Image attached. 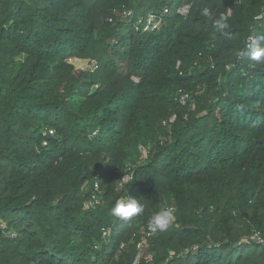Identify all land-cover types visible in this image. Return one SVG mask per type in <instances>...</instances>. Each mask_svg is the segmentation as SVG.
Here are the masks:
<instances>
[{
	"label": "trees",
	"instance_id": "16d2710c",
	"mask_svg": "<svg viewBox=\"0 0 264 264\" xmlns=\"http://www.w3.org/2000/svg\"><path fill=\"white\" fill-rule=\"evenodd\" d=\"M259 37L264 0H0V264H264ZM132 197L143 214L114 217ZM165 207L177 224L136 262Z\"/></svg>",
	"mask_w": 264,
	"mask_h": 264
},
{
	"label": "clouds",
	"instance_id": "9594fccd",
	"mask_svg": "<svg viewBox=\"0 0 264 264\" xmlns=\"http://www.w3.org/2000/svg\"><path fill=\"white\" fill-rule=\"evenodd\" d=\"M201 14L212 21V26L217 33L230 37L231 34L228 31L230 24L227 14L217 16L214 10L209 7H203ZM246 55L252 62L264 63V37L253 39L248 45ZM143 212L144 206L139 203L138 199L133 197L118 200L111 209L112 215L122 221H129L133 217L142 215ZM174 220L175 210L172 207H165L152 217L148 228L154 233L165 232L174 223Z\"/></svg>",
	"mask_w": 264,
	"mask_h": 264
},
{
	"label": "built area",
	"instance_id": "2783aa9c",
	"mask_svg": "<svg viewBox=\"0 0 264 264\" xmlns=\"http://www.w3.org/2000/svg\"><path fill=\"white\" fill-rule=\"evenodd\" d=\"M182 13L183 14H187L188 13V8L187 7H183L182 8ZM123 17H126V18H129V17H132V13L131 12H124L123 13ZM153 21L152 18H150L148 24H151ZM110 22L112 23L113 20H110ZM251 39L247 40L246 42V48L248 50V45L251 43ZM135 81H138V80H135ZM179 101L182 105H185L187 104L188 102L191 101V96L184 92V91H181L180 92V97H179ZM194 108V106H193ZM176 118L177 116L176 115H172L168 120H165L163 122V126L164 127H168L170 125H172L175 121H176ZM54 135V131L53 130H46L44 132V136H53ZM44 146H47V142L45 141L43 143ZM139 151L142 153V154H149L150 152V148L146 145H141L139 147ZM130 181V176L129 175H126L123 177V179L121 180V183H120V187H123L126 183H128ZM101 187H100V182L98 180H96L93 184V193H92V196H91V199L85 204V208L86 209H94L96 206H99L101 201ZM173 208V207H172ZM175 210V208H173ZM173 224H177V220H176V217H175V220H174V223ZM156 234V232H151L150 230L147 231V232H144L143 233V237H142V240L138 243L137 245V249L139 251V254H138V257H137V260L136 262H138L144 255L142 254V252L144 250L147 249L148 247V244H149V241L154 237V235ZM111 235V230L110 229H104L103 230V236L104 237H109ZM251 240H254L258 243H263V239L261 237V235L259 233H254L251 237ZM122 249L126 248V245L123 244L121 246Z\"/></svg>",
	"mask_w": 264,
	"mask_h": 264
},
{
	"label": "rangeland",
	"instance_id": "374dc122",
	"mask_svg": "<svg viewBox=\"0 0 264 264\" xmlns=\"http://www.w3.org/2000/svg\"><path fill=\"white\" fill-rule=\"evenodd\" d=\"M21 58L22 60H25L23 57ZM70 63L75 67L77 71H80V70L93 71L96 65L94 62H89V61H84V60H79V59L70 60ZM142 254L145 255L146 250H144Z\"/></svg>",
	"mask_w": 264,
	"mask_h": 264
},
{
	"label": "crops",
	"instance_id": "0c3cea01",
	"mask_svg": "<svg viewBox=\"0 0 264 264\" xmlns=\"http://www.w3.org/2000/svg\"><path fill=\"white\" fill-rule=\"evenodd\" d=\"M71 60H73V59H71ZM69 63H70V61H69Z\"/></svg>",
	"mask_w": 264,
	"mask_h": 264
}]
</instances>
